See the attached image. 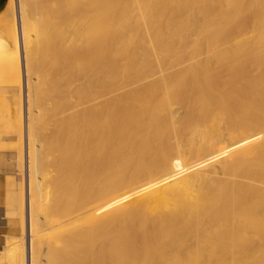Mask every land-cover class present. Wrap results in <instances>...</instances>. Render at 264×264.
<instances>
[{"label":"bare ground","instance_id":"obj_1","mask_svg":"<svg viewBox=\"0 0 264 264\" xmlns=\"http://www.w3.org/2000/svg\"><path fill=\"white\" fill-rule=\"evenodd\" d=\"M8 7L28 152L1 262L264 264V0Z\"/></svg>","mask_w":264,"mask_h":264},{"label":"rangeland","instance_id":"obj_2","mask_svg":"<svg viewBox=\"0 0 264 264\" xmlns=\"http://www.w3.org/2000/svg\"><path fill=\"white\" fill-rule=\"evenodd\" d=\"M15 5L17 7V11H15L14 14V25L15 27H18V21H19V15H18V9L20 0H14ZM8 7L7 5V15L9 20V32L11 36H14L13 33V27H12V15L13 11ZM12 14V15H10ZM0 28L2 33V24H1V18H0ZM196 36L192 38V41H194ZM191 42V41H190ZM19 47V51L18 48ZM12 56L14 57V63H11L8 68L5 67V63L1 61L2 57L0 56V94L3 96L4 99L9 101L10 105V115L7 116V118H3L0 120V218H4V215L7 213H10L11 209L9 208V212H6V209L8 208L6 195L9 192L10 189H19L20 185L23 180V173L22 170L24 166H21L24 164L25 161V167L27 163V116H26V108L24 110L23 108V119L22 120V134H23V143L21 146L20 140L17 132L14 133H8V129H13L17 126L18 122V107L16 106L15 102L17 100V96L20 93V75H18V69H21V72H24L23 67V47L22 43L20 44V39L18 42L15 41L12 46ZM7 51L5 49L3 51H0V55L6 54ZM19 53V55H17ZM16 56V57H15ZM19 56V57H17ZM19 58V59H18ZM200 58H197L198 60ZM20 74V73H19ZM19 77V78H18ZM20 96V95H19ZM13 111L15 113V116H13ZM17 121V122H16ZM53 126L50 125L48 130L45 132L46 136L49 135V133L52 131ZM18 145V147H17ZM20 145V146H19ZM21 147V148H20ZM22 149L21 151L18 149ZM20 152V153H18ZM22 156V157H19ZM19 158H18V157ZM22 158L21 160H19ZM23 163V164H22ZM22 169V170H21ZM20 172V173H19ZM15 194L12 195V198H14ZM6 219H3V222H5ZM8 222V221H7ZM7 230L3 233L2 242L0 245V259H1V249L5 245V240L7 236H19L21 234L20 226H19V220L16 219L15 223L13 225H9L7 223ZM2 260V259H1ZM0 264H5L4 260Z\"/></svg>","mask_w":264,"mask_h":264},{"label":"crops","instance_id":"obj_3","mask_svg":"<svg viewBox=\"0 0 264 264\" xmlns=\"http://www.w3.org/2000/svg\"><path fill=\"white\" fill-rule=\"evenodd\" d=\"M9 0H0V18H1V24H2V33L0 28V48L6 49V54L0 55L2 57L1 61L5 63V67L8 68V66L11 65L10 62H7L8 54L9 56H12V46H13V37L11 36L9 32V20L7 15V5ZM13 57V56H12ZM14 59V57H13ZM14 63V60L13 62ZM8 65V66H7ZM10 115V105L9 101L4 99L3 96L0 94V118L3 119L4 117L7 118V116ZM13 116H15V113L13 111ZM0 119V120H1ZM17 127H14L13 129H8V133H14L17 132ZM17 192L15 189H10L9 192L6 195L7 205L8 208L6 209V212H9V208L12 207L13 203H11L12 195H14ZM6 216H4L5 218ZM8 226L6 221L3 222V218H0V245L2 242L3 233L6 232Z\"/></svg>","mask_w":264,"mask_h":264}]
</instances>
